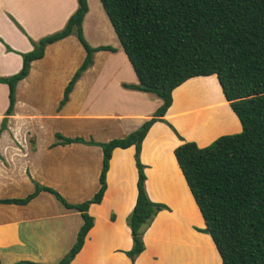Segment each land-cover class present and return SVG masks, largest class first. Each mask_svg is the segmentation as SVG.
Returning <instances> with one entry per match:
<instances>
[{"label":"crops","instance_id":"obj_1","mask_svg":"<svg viewBox=\"0 0 264 264\" xmlns=\"http://www.w3.org/2000/svg\"><path fill=\"white\" fill-rule=\"evenodd\" d=\"M87 2L89 6L83 19V29L91 12L90 0ZM77 6V0H0V76L17 73L22 65L20 54L33 48L30 40L37 41L60 30ZM98 6L103 10L101 4ZM71 35L47 45L43 57L31 62L27 77L16 85L14 112L9 116L7 130L0 136V199L11 198L18 194H13L14 190H21L24 186L33 187V181L59 190L58 180L63 179L68 182V186L76 188L72 190L63 187L70 190L69 194H81L85 182L93 177V189L86 195L89 198L99 187L98 177L102 164V150L99 146L83 143L54 145L55 139L48 143L11 139L24 131H34L32 127L39 123L34 109H29L25 115L18 114L20 90L26 100H34L38 94L49 90L52 79L42 70L43 63L52 55L55 71L60 66L58 54L68 48L66 42ZM111 53L115 55L117 49ZM84 57L85 51L81 61ZM96 63L93 55L92 64L75 83L69 100L59 111L58 104L55 106V116L66 121L77 116L79 101L76 99L83 83L86 82L85 89L89 85L92 89L94 84L106 77L103 75L109 62L100 60ZM130 66L123 58L120 68H117L120 74H117L112 86L122 95V99H118L116 108L106 115H93L112 119L117 126H124L118 138L140 127L161 104V100L153 94L122 86L123 83H137ZM73 73L60 81L58 95L61 96L62 88L64 90ZM198 96L204 98L198 99ZM172 98V104L163 118L184 141H195L203 147L221 135L240 131L239 120L229 104L221 106L225 99L215 75L186 80L173 90ZM200 102L201 105H198ZM7 106L8 87L0 83V122ZM222 111L229 113V120L222 121ZM18 120L22 122L17 123ZM199 125L203 130L202 134L197 135ZM182 142L167 124L157 121L149 128L141 143L140 160L144 165L147 195L153 202L164 204L166 209L160 210L145 229L144 250L133 263L125 251L132 246L126 218L137 195L135 149L133 146L113 149L102 200L91 204L88 209L93 217V226L72 264H221V258L209 235L194 229L195 226L203 229L205 224L174 156V149ZM68 153L72 158L70 164L66 163L65 156ZM75 180L82 183H72ZM60 192L68 196V193ZM51 196L48 192H41L26 205L0 204L2 264L25 259L54 263L68 252L82 219L78 211L66 209L59 202H54ZM171 248L176 249L173 254L170 253Z\"/></svg>","mask_w":264,"mask_h":264},{"label":"trees","instance_id":"obj_2","mask_svg":"<svg viewBox=\"0 0 264 264\" xmlns=\"http://www.w3.org/2000/svg\"><path fill=\"white\" fill-rule=\"evenodd\" d=\"M102 8L137 78L123 83L127 89L150 93L161 104L140 127L107 142L54 133V145L83 143L102 150L99 187L88 199L68 202L56 189L33 181L24 197L2 198L0 204L26 205L41 192H48L66 209L80 213L82 223L68 252L54 263L19 260L10 264H72L93 226L89 206L100 203L106 189L109 159L115 148L133 146L137 168V195L126 218L132 246L125 254L133 263L144 250L143 233L154 216L166 206L153 202L145 189L141 143L157 121L167 124L183 142L174 149L195 203L221 258V264H264V0H100ZM58 31L31 41L33 48L21 53L20 70L0 76L8 87V106L0 122V136L14 112L15 90L27 77L31 62L41 59L47 45L75 34L85 51L82 63L63 90L59 111L81 74L98 51L116 52L110 45L91 46L82 23L87 0ZM9 51V47H6ZM215 75L222 95L236 115L241 131L224 134L200 147L184 141L163 117L172 104V92L186 80ZM114 219L113 214L111 220ZM146 227V228H145ZM0 264L1 261H0Z\"/></svg>","mask_w":264,"mask_h":264},{"label":"rangeland","instance_id":"obj_3","mask_svg":"<svg viewBox=\"0 0 264 264\" xmlns=\"http://www.w3.org/2000/svg\"><path fill=\"white\" fill-rule=\"evenodd\" d=\"M96 1L98 2V4H101L100 0H90L91 12L88 17L89 19L85 21L83 34L86 41L91 46L110 45L117 49V53L115 55L109 51H98L94 54L95 60L97 61L96 65L100 60L109 62L107 63L108 66L105 68V73L103 75V76L106 75V77L104 78V80H100L99 83L94 84L92 89L90 85L85 89L86 82L83 83V86L81 87V93L77 96L76 99V101H79V104L76 107V111H77L76 117L71 118L72 120L70 119L66 121L64 119H60L59 117L55 116L56 115L55 106L58 104V101L61 98L63 91L62 88L61 96L58 95L60 81L67 78L68 75H71V73L75 72V70L83 61V60L81 61V58L84 54V49L78 42L76 35L72 34L67 39L68 41L66 42V46L68 48H66L65 50L61 51L58 54V59H59L58 64H60V66L54 71L55 67L53 66L52 63V55H50V57H47L46 61L43 63L44 67L42 70L47 72L46 74L49 77V79H52V83L49 86V90L42 94H38L37 98H35L34 100L31 99L26 100L24 98V95L22 94V91L20 90L18 114L25 115L29 109H34L36 111L35 115L38 117L39 123L36 124L35 127H32L35 129L34 131H27V132L24 131L20 133V136L17 135L16 137L14 135L16 138L12 136L11 139L27 140L30 142H35L36 140H38L41 143H48L54 141L55 132H60L65 136H70V137L80 136L83 137L84 139L90 138L95 141L97 140L99 142H107L111 140L110 138H118L119 133L123 131L124 126L123 127L117 126L116 121L112 119L109 120L108 118L101 116L93 117V115H106L107 112L116 108V104L119 103L118 99L121 100L122 95L119 94L117 89H113L112 83H114L117 74H120L117 68L118 66L120 68V64L123 63V58L125 59L126 63L127 62L129 63L106 14L102 12L103 10L99 8ZM89 74L90 72L87 74V80L89 78ZM215 87L217 90L216 85ZM89 89L91 90L87 96V92ZM199 98L201 99L204 97L198 96V99ZM201 103L202 102H200V104L198 105H201ZM225 104H227V102L223 100L221 102V106H225ZM228 114L223 113L222 111V115H221L222 121L223 120L226 121L227 119L229 120ZM21 122H22L21 120L17 121V123H21ZM103 128H106V130L102 131ZM202 130L203 128L200 127L199 125L197 127L196 134L197 135L202 134ZM193 132L195 131L193 130ZM70 155L71 154L68 153L65 156L67 164H70L72 162L71 161L72 158L70 159ZM58 181L60 183L59 185L60 189L59 190L56 188L55 189L60 194H61L60 191L68 193L70 190L63 188V187L71 188L70 186H68V182L64 181L63 179H59ZM31 183L33 185V182ZM72 183H82V181L75 180L72 181ZM85 183L86 185L82 189L84 191L81 194L79 192H72L71 194H69L70 193L69 192L67 194L68 195L67 197L63 196L62 194L61 195L68 202L71 203L82 202L89 198V196L86 195H89L88 194L89 190L93 189L94 178L90 177ZM33 188L34 185L31 188L30 187L27 188V186H24L21 190H14L13 194L14 193H18V194L11 196V198L24 197L28 193H30L33 190ZM71 189L73 190L76 188H71ZM51 198L53 197L51 196ZM53 200L54 202H57L55 201L56 199L53 198ZM151 222L146 227H148L151 224ZM194 229L198 230L200 228H196L195 226ZM175 250H176L175 248H171L170 253L173 254Z\"/></svg>","mask_w":264,"mask_h":264}]
</instances>
